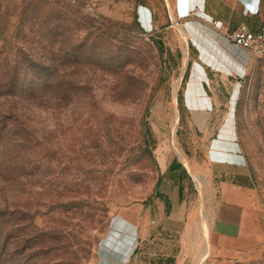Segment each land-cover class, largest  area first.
<instances>
[{
	"label": "rangeland",
	"instance_id": "374dc122",
	"mask_svg": "<svg viewBox=\"0 0 264 264\" xmlns=\"http://www.w3.org/2000/svg\"><path fill=\"white\" fill-rule=\"evenodd\" d=\"M175 21L168 0H0V264H142L165 160L189 177L182 264H264V59L217 90L253 186L245 236L216 254L187 163L205 137L182 114L195 73Z\"/></svg>",
	"mask_w": 264,
	"mask_h": 264
},
{
	"label": "crops",
	"instance_id": "0c3cea01",
	"mask_svg": "<svg viewBox=\"0 0 264 264\" xmlns=\"http://www.w3.org/2000/svg\"><path fill=\"white\" fill-rule=\"evenodd\" d=\"M168 2L173 19L180 22L181 34L192 50L195 75L184 88L181 110L205 137L202 145L205 153L203 158L195 156L186 162L204 191L208 245L217 254L232 236H245L246 197L253 186L246 156L237 137L233 106L231 104L226 112L220 111L222 101L217 90L230 82L238 85L252 69L254 58L246 49L231 42L229 34L239 24L257 29L264 22V0ZM213 20L223 21L224 27H214ZM221 114L223 116L218 117ZM219 119L223 121L218 122ZM172 164L173 160H165L164 173L157 183V220L150 227V232L157 230V235L152 243H145L147 251L141 253L145 257L142 264H182L183 252L190 244L193 222L189 177L182 163L174 167ZM198 234L201 246L205 235L200 226ZM145 252L156 257L143 256Z\"/></svg>",
	"mask_w": 264,
	"mask_h": 264
},
{
	"label": "built area",
	"instance_id": "2783aa9c",
	"mask_svg": "<svg viewBox=\"0 0 264 264\" xmlns=\"http://www.w3.org/2000/svg\"><path fill=\"white\" fill-rule=\"evenodd\" d=\"M77 2L79 0H69ZM179 26L180 22H174ZM214 27L222 29L224 23L221 20H213ZM229 39L234 44L246 49L255 60L264 59V22L257 28L252 30L246 24H239L230 34Z\"/></svg>",
	"mask_w": 264,
	"mask_h": 264
},
{
	"label": "trees",
	"instance_id": "16d2710c",
	"mask_svg": "<svg viewBox=\"0 0 264 264\" xmlns=\"http://www.w3.org/2000/svg\"><path fill=\"white\" fill-rule=\"evenodd\" d=\"M10 94H12V93H10ZM7 117V115H6V113L5 112H3L1 109H0V118H6ZM1 124V123H0ZM0 129H1V125H0ZM179 163H175V162H173V164H172V166L174 167V166H176V165H178Z\"/></svg>",
	"mask_w": 264,
	"mask_h": 264
},
{
	"label": "bare ground",
	"instance_id": "6f19581e",
	"mask_svg": "<svg viewBox=\"0 0 264 264\" xmlns=\"http://www.w3.org/2000/svg\"><path fill=\"white\" fill-rule=\"evenodd\" d=\"M209 254V249H207L202 257V260L205 259ZM202 263V262H201Z\"/></svg>",
	"mask_w": 264,
	"mask_h": 264
}]
</instances>
